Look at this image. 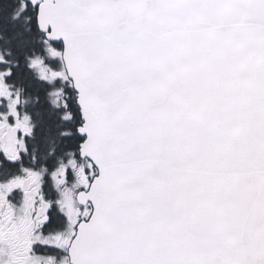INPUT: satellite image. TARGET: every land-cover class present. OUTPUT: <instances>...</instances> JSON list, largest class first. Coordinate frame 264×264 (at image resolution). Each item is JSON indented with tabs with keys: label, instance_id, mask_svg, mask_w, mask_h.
<instances>
[{
	"label": "snow or ice",
	"instance_id": "snow-or-ice-1",
	"mask_svg": "<svg viewBox=\"0 0 264 264\" xmlns=\"http://www.w3.org/2000/svg\"><path fill=\"white\" fill-rule=\"evenodd\" d=\"M0 264H264V0H0Z\"/></svg>",
	"mask_w": 264,
	"mask_h": 264
}]
</instances>
